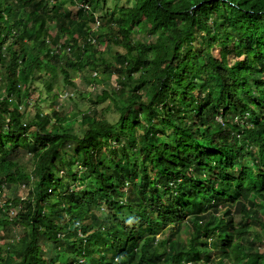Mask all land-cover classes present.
Segmentation results:
<instances>
[{
  "label": "trees",
  "instance_id": "1",
  "mask_svg": "<svg viewBox=\"0 0 264 264\" xmlns=\"http://www.w3.org/2000/svg\"><path fill=\"white\" fill-rule=\"evenodd\" d=\"M106 6L0 0V264H264V0Z\"/></svg>",
  "mask_w": 264,
  "mask_h": 264
},
{
  "label": "rangeland",
  "instance_id": "2",
  "mask_svg": "<svg viewBox=\"0 0 264 264\" xmlns=\"http://www.w3.org/2000/svg\"><path fill=\"white\" fill-rule=\"evenodd\" d=\"M127 0H107V7L112 8V10H114L116 8V6L121 7L126 3ZM116 18H119V15L116 13ZM81 33V31H79ZM144 35L142 33H138L136 35V39L141 42L144 40ZM106 47L103 49L105 50ZM106 56L109 59H112L111 54H109V52H106ZM71 78L73 81L77 82V88L74 91L73 87L68 86V84L65 82V78L63 76V74L61 72H59L58 76L54 79L53 81V85H54V89L60 93L61 95V100L58 101V109L62 114H65L66 116L71 115L73 112H77L78 109L80 108L81 110H86V108H88V106L90 105L89 103H86L83 101L84 97H81V94L83 95H90L93 98L96 97L97 94H99L103 89L106 88H110L111 87V81H109L108 78H105L104 75H101V73H98L96 75L97 78V84L96 86L94 85V87H90V84L87 83L86 79H85V73H77L75 71H71ZM95 73V72H94ZM92 88V89H91ZM66 92H70L73 93L74 92V99L71 100H67L64 99L63 96ZM34 98H37V94L35 93ZM76 99V100H75ZM55 101L51 100L49 103H43L44 107H48L47 110H49L51 112V114L54 112V108H55ZM62 102V105L60 104ZM46 105V106H45ZM106 106V105H105ZM24 110V109H23ZM20 159L22 163H31V156L27 155L26 153H24L23 150L20 151ZM104 157H106L104 155ZM7 194L9 196V198L11 199H15L16 197L20 196V197H25L27 195V191L26 189L22 187H14L12 190L7 191ZM19 212V208H16V211L14 210L11 213V216H15L16 213ZM237 222L240 223L241 222V218H237ZM251 226H254L257 231H261L262 229L260 228L259 224L256 223H251ZM20 232H22V229L20 227L17 226H13V234L15 236V234H19ZM17 239V236H16ZM12 242L11 238H9L3 227H0V246L1 247H6L8 246V244Z\"/></svg>",
  "mask_w": 264,
  "mask_h": 264
},
{
  "label": "built area",
  "instance_id": "3",
  "mask_svg": "<svg viewBox=\"0 0 264 264\" xmlns=\"http://www.w3.org/2000/svg\"><path fill=\"white\" fill-rule=\"evenodd\" d=\"M73 93H70V92H66V94L64 95V97L66 98V97H68V96H70V95H72Z\"/></svg>",
  "mask_w": 264,
  "mask_h": 264
}]
</instances>
